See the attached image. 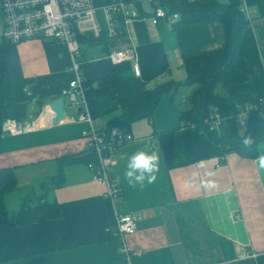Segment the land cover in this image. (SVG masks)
<instances>
[{
	"label": "crops",
	"instance_id": "crops-1",
	"mask_svg": "<svg viewBox=\"0 0 264 264\" xmlns=\"http://www.w3.org/2000/svg\"><path fill=\"white\" fill-rule=\"evenodd\" d=\"M241 1L248 26L223 83L236 95L261 96L264 0ZM150 8L142 7L148 14ZM90 36L79 33L77 38L92 125L103 131L109 123L126 120L120 128L133 136L110 159L120 194L106 198L104 186L91 179L84 164L64 167L62 182L49 184L59 157L89 150L81 132L90 126L69 118L64 96L72 78L69 59L63 46L49 38L15 44L0 40V168L11 167L17 182L3 203L8 211H18L16 225L0 232V264H125L120 241L106 230L122 213L135 216L125 245L141 250L130 264H264V175L255 169L256 156L225 151L203 128L177 118L178 111L190 107L188 98L198 87L187 79L208 76L223 61L222 23L174 28L165 20L151 25L136 19L115 42H91ZM127 46L134 48L139 76L131 63L112 65L104 58L108 50ZM101 82L111 83L101 87ZM168 82L177 85L146 109L145 93ZM215 89L222 93L224 85ZM57 98L69 114L52 125L49 102ZM8 120L34 126L9 134L2 129ZM164 131L172 135L167 160L157 135ZM140 149L160 156L150 184L125 174L128 156ZM44 196L50 206L35 210Z\"/></svg>",
	"mask_w": 264,
	"mask_h": 264
},
{
	"label": "built area",
	"instance_id": "built-area-1",
	"mask_svg": "<svg viewBox=\"0 0 264 264\" xmlns=\"http://www.w3.org/2000/svg\"><path fill=\"white\" fill-rule=\"evenodd\" d=\"M144 4L151 7L149 14L143 12ZM136 19L145 20L151 25L159 20H165L169 25L176 21L175 16L168 14L160 4V0H107L100 5L94 4L93 0H0V40L15 44L43 37L63 46L72 73L64 91L69 111L72 112L69 118L89 124V129L81 134L86 137L87 149L95 154L97 163L88 164L87 167L91 171V179L104 186L103 195L111 201L121 191L117 180L110 174L111 156L120 146L131 141L133 136L118 126H111L103 131L93 127V119L84 102L86 86L77 37L79 33H89L97 38L103 32L108 40L115 42L123 35L124 27ZM104 58L112 65L129 62L133 74H140L133 46L114 47L104 54ZM78 108H81L80 111ZM235 108L236 112L232 116L234 122L244 127L248 116L264 110V94L236 103ZM69 111H64L65 116H68ZM222 120L223 116L216 108H212L204 122L209 130L219 132ZM33 126L32 121L18 123L8 120L3 122L2 129L9 134H19L31 130ZM106 230L120 241V252L126 258L125 264H130L131 257L141 254V250H130L124 243V236L135 230L133 214H118L114 223L107 226Z\"/></svg>",
	"mask_w": 264,
	"mask_h": 264
},
{
	"label": "trees",
	"instance_id": "trees-1",
	"mask_svg": "<svg viewBox=\"0 0 264 264\" xmlns=\"http://www.w3.org/2000/svg\"><path fill=\"white\" fill-rule=\"evenodd\" d=\"M107 0H93L94 4L100 5ZM160 4L166 9L168 14L174 15L176 21L172 24L177 28L183 24H194L208 20H218L222 23L225 32L224 58L221 64L215 68L208 76L194 75L187 79V82L195 80L198 87L191 93L188 98L190 107L181 109L177 112V118L185 124H192L204 129L209 138L223 146L225 151H235L245 156H257V149L264 150V110L256 111L248 116L245 123V129L239 133L236 127L233 115L236 112L235 104L251 100L252 97L236 95L230 92L225 86L224 75L227 68L235 61L239 54V36L245 29L247 17L241 6V0H160ZM91 42L107 41L103 32L95 38L90 36ZM79 41V40H78ZM85 83V82H84ZM111 83V82H109ZM109 83L101 82L99 86L106 87ZM176 83H160L145 93L146 109H151L157 102L161 94L168 92L172 85ZM224 85L222 93L216 92L215 87ZM212 108H216L223 116L219 132L211 131L206 126L204 119L208 116ZM137 115V114H134ZM126 120L115 121L106 125V130L111 126L121 127ZM158 138L161 144L163 155L167 160L170 156L172 143L171 131L159 132ZM249 137L252 143L245 145L242 143L244 137ZM97 159L93 152L90 154L80 155H63L57 159V173L49 181L57 184L63 180V168L75 164H96ZM16 178L13 169L10 167L0 168V232H8L17 222L18 211H8L3 203V196L10 192L16 186ZM48 189V185H47ZM50 206L45 201V196L39 199L34 205L35 210H44Z\"/></svg>",
	"mask_w": 264,
	"mask_h": 264
},
{
	"label": "clouds",
	"instance_id": "clouds-1",
	"mask_svg": "<svg viewBox=\"0 0 264 264\" xmlns=\"http://www.w3.org/2000/svg\"><path fill=\"white\" fill-rule=\"evenodd\" d=\"M242 143L249 145L252 140L244 137ZM258 155L254 158L257 173L264 175V150L258 148ZM160 156L157 151L140 149L132 152L126 161V176L137 183H152L156 178Z\"/></svg>",
	"mask_w": 264,
	"mask_h": 264
},
{
	"label": "water",
	"instance_id": "water-1",
	"mask_svg": "<svg viewBox=\"0 0 264 264\" xmlns=\"http://www.w3.org/2000/svg\"><path fill=\"white\" fill-rule=\"evenodd\" d=\"M49 108L53 112V116L51 117L50 124L55 125L60 120H62L65 116L64 113V101L61 98L54 99L49 102ZM81 108H78V111H80ZM92 150H87L80 154V156H84L87 154H90Z\"/></svg>",
	"mask_w": 264,
	"mask_h": 264
},
{
	"label": "rangeland",
	"instance_id": "rangeland-1",
	"mask_svg": "<svg viewBox=\"0 0 264 264\" xmlns=\"http://www.w3.org/2000/svg\"><path fill=\"white\" fill-rule=\"evenodd\" d=\"M236 127L238 128L239 133L243 132L244 129H245V127H241V126H238V125Z\"/></svg>",
	"mask_w": 264,
	"mask_h": 264
}]
</instances>
